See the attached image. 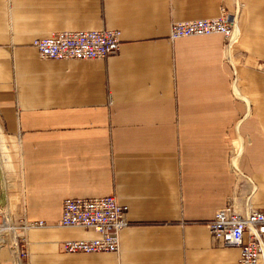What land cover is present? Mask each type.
I'll return each mask as SVG.
<instances>
[{
	"label": "crops",
	"instance_id": "1",
	"mask_svg": "<svg viewBox=\"0 0 264 264\" xmlns=\"http://www.w3.org/2000/svg\"><path fill=\"white\" fill-rule=\"evenodd\" d=\"M238 6L230 59L221 34L169 37ZM101 28L122 32L107 58L33 45ZM103 196L128 206L120 252H65L99 234L59 226L64 200ZM231 201L264 209V0H0V204L46 222L24 264H239L208 226Z\"/></svg>",
	"mask_w": 264,
	"mask_h": 264
},
{
	"label": "built area",
	"instance_id": "2",
	"mask_svg": "<svg viewBox=\"0 0 264 264\" xmlns=\"http://www.w3.org/2000/svg\"><path fill=\"white\" fill-rule=\"evenodd\" d=\"M240 6L233 17L225 8L214 18L174 22L170 39L221 34L230 59L234 45L240 38L238 17ZM119 29H90L55 32L49 37L37 38L33 45L43 59L88 60L107 58L119 52L122 43ZM128 206L119 203L116 196L92 198H67L59 226L93 228L99 236L88 240H66L63 249L67 253H119L121 233L130 224ZM45 221L29 222L15 218L8 205L0 204V249L7 248L13 264L16 256L24 264L29 257L26 232L30 228L45 226ZM213 238L223 246L239 247V264H264V209L240 212L233 202L219 209L208 223ZM17 249L14 252V249Z\"/></svg>",
	"mask_w": 264,
	"mask_h": 264
},
{
	"label": "bare ground",
	"instance_id": "3",
	"mask_svg": "<svg viewBox=\"0 0 264 264\" xmlns=\"http://www.w3.org/2000/svg\"><path fill=\"white\" fill-rule=\"evenodd\" d=\"M14 250H15L14 252H16V251H17V249H16V248H15ZM15 256H16V261H15V264H21V262H20V259H19V257H18V254H15Z\"/></svg>",
	"mask_w": 264,
	"mask_h": 264
}]
</instances>
